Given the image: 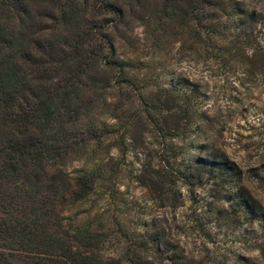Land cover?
<instances>
[{
  "label": "trees",
  "instance_id": "16d2710c",
  "mask_svg": "<svg viewBox=\"0 0 264 264\" xmlns=\"http://www.w3.org/2000/svg\"><path fill=\"white\" fill-rule=\"evenodd\" d=\"M129 20L151 26L155 50L172 33L204 62L264 79V0H0V264H200L166 256L152 227L129 232L121 212L76 214L119 193L134 125L158 137L135 178L160 206L183 205L179 185L192 195L218 179L237 211L264 220L224 152L192 140L199 154L184 158L173 145L207 119L200 89L186 77L152 82L138 56L120 54Z\"/></svg>",
  "mask_w": 264,
  "mask_h": 264
},
{
  "label": "rangeland",
  "instance_id": "374dc122",
  "mask_svg": "<svg viewBox=\"0 0 264 264\" xmlns=\"http://www.w3.org/2000/svg\"><path fill=\"white\" fill-rule=\"evenodd\" d=\"M150 30L148 23L129 20L122 27L127 39L119 42V53L138 56L141 67L149 68L152 82L188 78L200 89L202 103L198 108L207 113L205 121L181 130L173 145L185 151L181 154L184 158L199 154L189 149L192 140L210 150L224 152L242 172L241 184L264 207V79L250 80L241 72L228 73L212 62H204L196 52L188 51L181 41H176L178 37L171 31L164 50H155L149 44ZM261 36L259 43L264 49V34ZM132 134L135 140L128 145L119 193L109 199L105 194L101 199L93 195V200L98 201L89 200L78 206L79 217L89 210H100L99 206L107 215L121 212L129 232L152 227L164 234L170 244L163 249L168 257L184 254L200 264L264 260V220L252 219L226 200L232 184L205 178L192 195L179 185L183 205L177 207L160 206L159 201L152 200L135 175L140 161L153 158L158 137L142 125H134ZM141 140L146 148L138 146ZM71 164L72 171L81 161L74 160ZM117 248L118 245L110 243L107 255L111 256Z\"/></svg>",
  "mask_w": 264,
  "mask_h": 264
}]
</instances>
